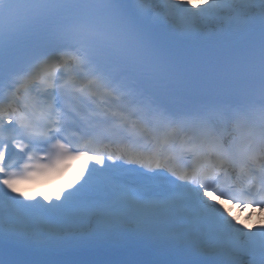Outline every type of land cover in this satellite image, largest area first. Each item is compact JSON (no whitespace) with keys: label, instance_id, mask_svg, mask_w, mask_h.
<instances>
[{"label":"snow or ice","instance_id":"snow-or-ice-1","mask_svg":"<svg viewBox=\"0 0 264 264\" xmlns=\"http://www.w3.org/2000/svg\"><path fill=\"white\" fill-rule=\"evenodd\" d=\"M222 200L264 212V0H0V264H264Z\"/></svg>","mask_w":264,"mask_h":264},{"label":"bare ground","instance_id":"bare-ground-1","mask_svg":"<svg viewBox=\"0 0 264 264\" xmlns=\"http://www.w3.org/2000/svg\"><path fill=\"white\" fill-rule=\"evenodd\" d=\"M199 1H202L203 0H199ZM222 204V203H221ZM223 205V209L227 210L228 212H230L233 216L237 217L241 222H248L249 223V226H253V222H254V216L249 214V212L247 210H242L243 213H237V212H233L231 207H229L228 205ZM243 215H246L248 216L247 218L244 217ZM250 215V216H249ZM263 216H264V213H263Z\"/></svg>","mask_w":264,"mask_h":264}]
</instances>
